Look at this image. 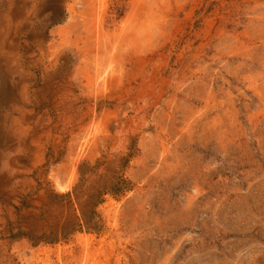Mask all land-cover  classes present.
<instances>
[{
	"label": "rangeland",
	"instance_id": "rangeland-1",
	"mask_svg": "<svg viewBox=\"0 0 264 264\" xmlns=\"http://www.w3.org/2000/svg\"><path fill=\"white\" fill-rule=\"evenodd\" d=\"M0 264H264V0H0Z\"/></svg>",
	"mask_w": 264,
	"mask_h": 264
},
{
	"label": "trees",
	"instance_id": "trees-1",
	"mask_svg": "<svg viewBox=\"0 0 264 264\" xmlns=\"http://www.w3.org/2000/svg\"><path fill=\"white\" fill-rule=\"evenodd\" d=\"M128 158L122 160L121 167L122 170L127 166ZM99 166V165H98ZM86 168V170H83ZM96 167L88 170L87 165L82 166V180L81 184L75 189L76 201L78 203L79 215H74L66 219L62 224L60 230L53 232L49 235H45L44 238L49 243L58 242L61 238H68L77 231L84 229L87 230H100L102 228V219L97 212V206L103 201V198L107 194H118L131 189V182L128 180L124 174L115 171L114 176L108 179L104 176L93 184L90 191L82 192L80 191L81 185L85 181V177L88 172H93ZM58 198H64L66 195L55 194Z\"/></svg>",
	"mask_w": 264,
	"mask_h": 264
},
{
	"label": "bare ground",
	"instance_id": "bare-ground-1",
	"mask_svg": "<svg viewBox=\"0 0 264 264\" xmlns=\"http://www.w3.org/2000/svg\"><path fill=\"white\" fill-rule=\"evenodd\" d=\"M108 64V63H107ZM101 67V65H100ZM109 68H112L111 66ZM108 69V68H107ZM113 70V69H112ZM104 71V70H103ZM113 74V73H112ZM100 76H101V73H100ZM111 73H110V70L108 69V71L105 72V75H104V81L106 82V79H113L111 78ZM115 79V78H114ZM102 81V80H101ZM112 82V81H111ZM115 83V82H114ZM105 84V83H104ZM107 86V85H106ZM110 88V87H109Z\"/></svg>",
	"mask_w": 264,
	"mask_h": 264
}]
</instances>
